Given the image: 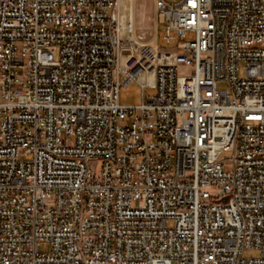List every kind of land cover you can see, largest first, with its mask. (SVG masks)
I'll use <instances>...</instances> for the list:
<instances>
[{
  "label": "built area",
  "instance_id": "built-area-1",
  "mask_svg": "<svg viewBox=\"0 0 264 264\" xmlns=\"http://www.w3.org/2000/svg\"><path fill=\"white\" fill-rule=\"evenodd\" d=\"M154 8L0 0V264H264V0Z\"/></svg>",
  "mask_w": 264,
  "mask_h": 264
},
{
  "label": "rangeland",
  "instance_id": "rangeland-1",
  "mask_svg": "<svg viewBox=\"0 0 264 264\" xmlns=\"http://www.w3.org/2000/svg\"><path fill=\"white\" fill-rule=\"evenodd\" d=\"M169 3H177L180 0H165ZM133 8H135V20L137 26V34L142 35L144 37V41H149L153 38L155 34V8H154V0H134L132 2ZM135 5V6H134ZM162 34L161 30L158 31V41L159 46L166 47L169 49H173L177 46V41L171 44H164L162 42ZM195 38L194 33L190 32L186 40H193ZM55 56L58 57V47H54ZM243 74V70L241 75ZM220 88H225L226 84L221 82L219 83ZM142 87L137 83H132L126 87H123L120 91L119 101L122 104H139L142 100ZM154 93V89L147 88L145 89L146 95H151ZM171 224V223H170ZM50 246L48 243H41L38 247L39 252H47L49 251ZM245 256L250 257L254 255H258V251L250 249L245 251Z\"/></svg>",
  "mask_w": 264,
  "mask_h": 264
},
{
  "label": "bare ground",
  "instance_id": "bare-ground-1",
  "mask_svg": "<svg viewBox=\"0 0 264 264\" xmlns=\"http://www.w3.org/2000/svg\"><path fill=\"white\" fill-rule=\"evenodd\" d=\"M132 2H134V0L132 1L124 0L123 28L127 29L128 23H135V31L137 33V26H136V20H135V8H133ZM153 40L155 41V36L153 37ZM145 77L150 78L151 74H148Z\"/></svg>",
  "mask_w": 264,
  "mask_h": 264
}]
</instances>
